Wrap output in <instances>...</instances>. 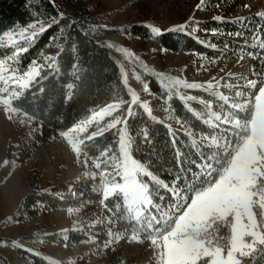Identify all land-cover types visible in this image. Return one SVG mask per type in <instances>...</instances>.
<instances>
[{"label": "trees", "instance_id": "obj_1", "mask_svg": "<svg viewBox=\"0 0 264 264\" xmlns=\"http://www.w3.org/2000/svg\"><path fill=\"white\" fill-rule=\"evenodd\" d=\"M244 4L246 0H204L207 10H217L218 13L222 9L227 11L220 15L219 20L212 19L197 24L200 35H196L186 28L184 31L178 28L164 31L153 17L144 21L130 19L124 27H119L115 20L117 11L110 8L105 0H0V40L5 33L27 28L29 25L46 26L43 33L36 34L29 41H22L9 48L0 47V59H8L20 74L32 66V60L41 61L46 49L54 47L60 53L52 68L42 69L40 77L10 102L12 106L19 107L21 113L14 116L13 130L17 142L8 145L5 162L0 166V185L16 166H23L27 168L29 189L17 211L11 215L12 222L21 230L20 238L16 242L0 238V264H84L74 260H53L47 247L55 245L72 252L88 242L89 235L96 237L97 244L102 246L110 239L109 232L115 235L133 234V224L128 219L127 208L122 199L115 195L105 200L108 207L102 206L98 214L96 228L99 232L90 227L85 220V208L95 189L91 176L85 175L84 167H81V174L76 182H62L56 186L44 184L45 171L37 159V150L107 104L129 102L132 94L129 92L128 82L127 88L124 86V73H134L148 85L149 94L168 105L175 125L172 127L155 120L139 104H134L133 114L126 125L134 140V157L141 162H151L159 178L170 183L171 177L176 175L177 150H182L188 160H192L194 152L198 151L193 148L192 139L199 142L201 133L206 134L212 130L211 125L203 123L207 113L200 100L216 106L222 103L218 97L203 89H179L182 95L197 98L193 101L180 99L175 95V90L169 94L166 85L170 80L187 82L184 69L157 72L147 65L143 54L133 47V42H153L159 46L161 53L194 54L208 61L235 59L238 50L245 48L236 43L235 37L252 36L253 31L249 29L251 27L264 34L262 16L254 14L245 18H231L245 10ZM67 5L78 6V12L68 14ZM54 17L60 23L49 26ZM153 27L160 29V32L153 33ZM61 29L64 30V35L59 40L53 39L60 35ZM116 35L126 38L127 47L111 40ZM108 44L113 47L109 48ZM213 44L215 47H212ZM19 47L26 48L27 51L17 53ZM13 53L17 54L13 56ZM121 69L124 70L123 75ZM185 103H188L193 112L203 113V117L197 119L184 107ZM117 115L121 113H115L100 125H105ZM28 116H31V120L27 119ZM177 119L184 127L180 128L181 124L176 123ZM21 120L24 122L21 123ZM122 126L125 125L117 127ZM185 128L193 133L191 137ZM95 129L96 126L91 127L84 136L81 165L83 160L91 164L103 158L96 159L105 146H112L117 140L114 129L101 137H94L93 141L85 139ZM85 145L90 147L85 148ZM102 168H105L104 165ZM70 194L71 198L68 197ZM61 209L71 212L70 230L54 232L48 225L37 223L41 216ZM33 222L35 224L32 225ZM2 244L12 250L11 260L2 255ZM109 251L111 255L108 264H120L114 259L110 248ZM244 259L249 264H264V253L256 251L254 256Z\"/></svg>", "mask_w": 264, "mask_h": 264}, {"label": "snow or ice", "instance_id": "obj_2", "mask_svg": "<svg viewBox=\"0 0 264 264\" xmlns=\"http://www.w3.org/2000/svg\"><path fill=\"white\" fill-rule=\"evenodd\" d=\"M203 3L204 0H200V4ZM257 15L264 17V13ZM214 19L219 20L220 17ZM59 23L54 17L49 26ZM185 27L177 26L180 31H184ZM192 30L195 31L194 28ZM38 31L43 33L44 26ZM152 32L159 33L160 29L153 27ZM31 35L36 36V31ZM63 35L64 30L61 29L60 35L53 39L59 40ZM107 46L113 47L112 44ZM225 47L228 45L225 44ZM25 51L26 48H17V53ZM17 53H13V56ZM59 55L57 52L56 56ZM48 60L52 63H48ZM55 63L56 57H45V64L49 68ZM30 64L32 66L27 70L9 78L13 83H18L21 90L30 87L41 75L36 60ZM4 71L15 70H5L0 64V81L7 84ZM123 72L121 69L122 75ZM232 75L229 73L230 78ZM261 75L264 76V73ZM235 79L237 83L225 81L223 84L224 88L234 90L231 99L217 90L221 86L219 81L201 84L173 79L166 85L169 94L175 90V95L184 101L197 98L182 95L180 88L203 89L223 102L218 105V114L213 111L211 102L200 100L207 113L203 123L211 125L212 130L201 133L199 142L192 139L193 148L198 149L192 160L189 161L182 150H177L176 175L171 177L170 183L159 178L151 162H141L134 157V140L126 125L133 114L132 105L138 100L135 93H132V102L123 120L117 115L105 125H100L99 119L105 115L111 116L115 107L107 104L69 130L82 133L87 125L97 121L95 131L85 137L88 141L103 136L110 129L115 130L116 142L112 146H105L96 157H103L101 163L105 169H111L99 172L103 197L106 199L115 195L122 199L134 229L127 239L147 241L156 257V264H249L245 257L251 258L256 251L264 253V79L258 82L244 75ZM241 80L244 81L243 85L238 83ZM124 86L127 88L126 79ZM248 88L252 91H246ZM3 91L0 89V92ZM144 91H149L147 84ZM13 95L19 97L20 93ZM2 103L8 119L21 113V109L12 106L9 99H4ZM140 107L151 114L147 102ZM184 107L197 119L204 115L193 112L188 103ZM27 119L31 120V116ZM176 123L181 124V121L177 119ZM120 124L125 126L117 127ZM181 127L184 125L181 124ZM185 131L190 137L193 135L189 128H185ZM61 135L79 159L84 141L78 136H70L69 132H62ZM89 147L85 145V148ZM95 167L99 169L101 164H95ZM105 199H101L100 204L108 207ZM108 235L110 239L105 241V248L121 239L120 236L111 238V232Z\"/></svg>", "mask_w": 264, "mask_h": 264}, {"label": "rangeland", "instance_id": "obj_3", "mask_svg": "<svg viewBox=\"0 0 264 264\" xmlns=\"http://www.w3.org/2000/svg\"><path fill=\"white\" fill-rule=\"evenodd\" d=\"M105 1L110 8L117 11L115 20L119 27H124L130 19L144 21L153 17V20L157 21L163 27L164 31L176 29L179 25H185L188 32L196 35H200L197 30V24L212 20L214 17H220V15H223L224 12L226 13L227 11L226 9H222L218 13L217 10H207L204 3L200 4V0ZM198 4H200L199 8L197 7ZM244 5L245 10L238 16H231L232 19H237L239 17L245 18L249 15L263 13L264 11V0H246V4ZM78 10V6H66L68 14H76ZM42 25L43 24H36L33 25L34 27L32 28H21L5 33L0 40V47L9 48L16 46L22 41L31 40L33 37L31 35L32 32L36 31V34L40 33L38 29ZM43 26L46 28L45 25ZM193 28L195 31L192 30ZM249 29L253 31L252 36L246 35L244 38L235 37L236 43L244 45L245 48L238 50L237 58L232 60L208 61L194 54L161 53L156 43H141L138 40L133 42V47H135L137 52L143 54L147 65L153 67L157 72H162L167 69L183 68L184 76L188 83L206 84L212 82L215 84L219 81L221 86L217 90L222 95H228L231 99L234 95V90L230 91L228 88H224L223 84L225 81L230 84L237 83L235 77L240 75L248 76L250 79H255L258 82L264 79V76L261 75V73H264V47H262V45H264V34H260L258 30H254L252 27ZM29 37H31V39H29ZM111 40L124 48L127 47L128 42L122 35L113 36ZM57 52L58 49L54 47L46 49L43 52L41 61L36 62L37 65L40 66L38 70L41 71L45 67H48L47 64H45V57H56ZM241 57H243V59H241ZM48 63H52V61L48 60ZM0 64H3L5 70L14 69L8 59H0ZM259 70L263 72L260 73ZM229 73L233 74L231 78L229 77ZM124 74L128 86L131 89V94L135 93L138 98L135 104L142 105L147 102L151 112L150 115L155 120L172 127L175 126L173 114L168 105L164 101L145 92V84L139 76L134 73L129 74L128 72ZM3 75L5 79L8 80V83L5 84L3 81H0V89H4L3 92H0V166L5 162L8 145L17 142V137L13 130L14 118L10 120L4 115V105L2 101L4 99H9L11 102L13 99L17 98V96L13 94L22 91L18 83H13L12 80L9 79L13 75H19L16 71H4ZM238 83L243 85L244 81L241 80ZM246 91H252V89L248 88ZM131 102L132 99L126 103H112L115 107L112 110L111 116L120 112L121 119L123 120V117L128 113V105ZM221 103L223 102L221 101ZM165 109H167V111H165ZM213 111L219 114L218 106L213 105ZM92 114L90 116H92ZM111 116L105 115L102 119H99V124ZM96 124L97 121L94 120L91 124L86 126L85 132L76 133L75 131H68L69 135L78 136L84 141V136L87 131L91 127L96 126ZM74 127L72 129H74ZM36 154L42 169L45 171L44 184L51 183L53 186H56L62 182H76L80 177L81 167H84L83 173L85 175H90L95 183L93 196L85 208L87 211L85 220L88 221L90 227L95 229L98 223V214L102 209L100 200L105 199L100 184L99 172L111 170L102 168L103 164L101 161L103 158L91 164L83 160V165H81V153L79 159H77L76 154L71 152L70 146L62 135L48 145L41 146ZM85 164L87 167H85ZM95 164H101V167L97 169ZM26 171L27 168L16 166L4 183L0 185L1 239L16 242L20 238L21 230L17 224L12 222L11 215L17 211L21 200L29 189ZM109 179L111 178L109 177ZM68 197L71 198V194L68 195ZM37 223L40 225H48L54 232L68 231L72 227L71 212L67 209L51 212L41 216ZM33 224L35 223L33 222L32 225ZM96 231L99 232L98 228H96ZM130 235L132 234H112L111 238L114 239L116 236H120L121 239L115 243H111L107 248L104 247L105 243L99 246L96 237L89 235V241L81 244L72 252H68L64 247L55 245L48 246L47 250L53 260L64 262L74 260L76 263L82 262L84 264H108L111 255V252H108V248H110V250L113 251L114 259L118 263L120 262V264H156V257L148 242L129 240L127 236ZM1 253L8 260L12 259V250L4 244L1 245Z\"/></svg>", "mask_w": 264, "mask_h": 264}]
</instances>
